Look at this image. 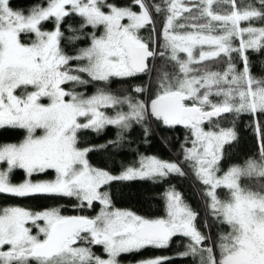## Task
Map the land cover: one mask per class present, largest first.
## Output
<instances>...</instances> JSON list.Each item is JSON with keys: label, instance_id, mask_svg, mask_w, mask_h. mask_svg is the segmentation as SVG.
Instances as JSON below:
<instances>
[{"label": "snow or ice", "instance_id": "6c2138e0", "mask_svg": "<svg viewBox=\"0 0 264 264\" xmlns=\"http://www.w3.org/2000/svg\"><path fill=\"white\" fill-rule=\"evenodd\" d=\"M249 53L264 57V0H0V131L19 134L0 143V194L67 198L80 213L99 206L94 215L0 207V264H124L130 255L172 264L140 254L177 237L189 264H264V75ZM116 82L126 87L113 91ZM88 85L91 95L76 90ZM242 120L257 148L234 162ZM177 127L182 162L139 155L116 174L90 158L114 155L137 129L145 139ZM108 128L115 139L89 142ZM186 168L203 185L207 223L174 186L162 216L115 206L116 182H162Z\"/></svg>", "mask_w": 264, "mask_h": 264}, {"label": "trees", "instance_id": "16d2710c", "mask_svg": "<svg viewBox=\"0 0 264 264\" xmlns=\"http://www.w3.org/2000/svg\"><path fill=\"white\" fill-rule=\"evenodd\" d=\"M30 5L35 0H28ZM121 3H128V0H121ZM163 16L156 14V26L157 30L162 32ZM74 25L78 23V20L71 21ZM46 28L51 29L53 25L48 23ZM145 35L147 32L145 31ZM162 41V35L160 36ZM250 58L254 64L253 71L257 75H264V68L261 67L264 64V57H259L255 54L249 53ZM126 87L122 82H116L113 87V91H118L121 88ZM77 91H83L85 95H91L96 91L95 85H88L86 87H77ZM111 111V110H109ZM250 121H240V140L232 147V151L229 153V157L238 162L242 160L246 155L251 154L257 148V140L248 126ZM116 129L108 128L103 134L97 136L92 134L89 136V142L92 144H104L108 140L115 139ZM185 130L182 127L174 129L160 128L154 135L148 136L142 139V132L137 129L132 134L131 139L127 146L115 152L111 155L107 152H95L90 154V158L94 164L100 165L106 163L108 167L116 174L121 170V165L129 164L136 159L139 155H154L160 159L167 161H175L182 158L180 156L179 145L183 142ZM19 138V134L15 131H0V143L15 142ZM187 175L185 177L171 176L168 180L162 182H153L150 180H135L127 182H116L112 187L113 200L117 208L130 209L137 212L140 215L155 217L164 215V200L163 195L169 189L170 186H174L178 190L183 199L199 213L197 223H207L210 220L209 210L207 208L206 200L202 193L203 185H201L193 175L190 169H185ZM14 183H19L24 179V173L22 170L17 171L13 177ZM75 202L67 198L58 197H27L17 198L0 194V207L4 206H22L33 210H43L50 207L62 206V211L66 215L85 214L94 215L99 210V206H96L92 210H85L80 213L75 210L72 205ZM177 241H180L178 244ZM184 238H174L172 245L167 249H149L140 254L143 256H156L164 255L172 257V264H189L185 259L178 256V253L183 250ZM100 253V249L97 247L94 249ZM139 256L130 255L122 257L124 264H134L135 260Z\"/></svg>", "mask_w": 264, "mask_h": 264}, {"label": "flooded vegetation", "instance_id": "af4514ba", "mask_svg": "<svg viewBox=\"0 0 264 264\" xmlns=\"http://www.w3.org/2000/svg\"><path fill=\"white\" fill-rule=\"evenodd\" d=\"M28 3V0H12V6L14 8H26Z\"/></svg>", "mask_w": 264, "mask_h": 264}, {"label": "rangeland", "instance_id": "374dc122", "mask_svg": "<svg viewBox=\"0 0 264 264\" xmlns=\"http://www.w3.org/2000/svg\"><path fill=\"white\" fill-rule=\"evenodd\" d=\"M22 181H23V180H22ZM22 181H21V182H22Z\"/></svg>", "mask_w": 264, "mask_h": 264}]
</instances>
